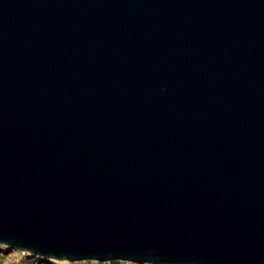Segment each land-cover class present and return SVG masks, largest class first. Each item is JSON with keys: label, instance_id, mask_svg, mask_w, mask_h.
I'll return each instance as SVG.
<instances>
[{"label": "water", "instance_id": "water-1", "mask_svg": "<svg viewBox=\"0 0 264 264\" xmlns=\"http://www.w3.org/2000/svg\"><path fill=\"white\" fill-rule=\"evenodd\" d=\"M0 245L264 264V0H0Z\"/></svg>", "mask_w": 264, "mask_h": 264}, {"label": "rangeland", "instance_id": "rangeland-1", "mask_svg": "<svg viewBox=\"0 0 264 264\" xmlns=\"http://www.w3.org/2000/svg\"><path fill=\"white\" fill-rule=\"evenodd\" d=\"M0 264H135L127 261L119 262H98V261H56L47 260L34 256L27 252L11 249L0 245Z\"/></svg>", "mask_w": 264, "mask_h": 264}]
</instances>
